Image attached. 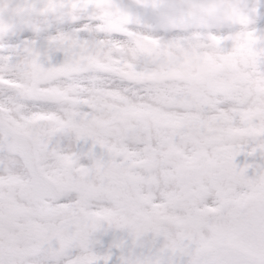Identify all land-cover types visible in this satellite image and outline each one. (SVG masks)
<instances>
[{
    "label": "snow or ice",
    "instance_id": "snow-or-ice-1",
    "mask_svg": "<svg viewBox=\"0 0 264 264\" xmlns=\"http://www.w3.org/2000/svg\"><path fill=\"white\" fill-rule=\"evenodd\" d=\"M228 3L193 44L157 0H0V264H264L261 2Z\"/></svg>",
    "mask_w": 264,
    "mask_h": 264
},
{
    "label": "clouds",
    "instance_id": "clouds-1",
    "mask_svg": "<svg viewBox=\"0 0 264 264\" xmlns=\"http://www.w3.org/2000/svg\"><path fill=\"white\" fill-rule=\"evenodd\" d=\"M157 3L158 8L144 21L143 30H187L193 44L203 43L206 33L230 30L232 18L237 15L228 0H157Z\"/></svg>",
    "mask_w": 264,
    "mask_h": 264
},
{
    "label": "flooded vegetation",
    "instance_id": "flooded-vegetation-1",
    "mask_svg": "<svg viewBox=\"0 0 264 264\" xmlns=\"http://www.w3.org/2000/svg\"><path fill=\"white\" fill-rule=\"evenodd\" d=\"M261 2V9H260V14L258 16V19H257V26L258 27H262L264 28V0H260ZM250 35V33H249ZM251 40H252V37L251 35L249 37H246V39H244L243 41L245 43H238V44H246V42H250L251 43ZM242 41V40H241ZM149 47H152V45H150ZM244 49V47H242L240 49V51H242ZM206 59H205V62L206 63ZM224 64H231L232 61H230L229 58H225L224 61H223ZM203 67V65H196L195 69H193L192 71V75L194 74H198L201 70V68ZM217 68L221 67V65H217L216 66ZM196 68H200L199 70H197ZM172 69H169L167 68L162 74H151L157 78H161V79H171V78H175V77H181V76H188L186 71H190L189 70V63L187 61H183L181 63H178V67L176 70ZM158 72V71H157Z\"/></svg>",
    "mask_w": 264,
    "mask_h": 264
},
{
    "label": "rangeland",
    "instance_id": "rangeland-1",
    "mask_svg": "<svg viewBox=\"0 0 264 264\" xmlns=\"http://www.w3.org/2000/svg\"><path fill=\"white\" fill-rule=\"evenodd\" d=\"M115 22V21H114ZM251 35V34H250ZM249 35V33H244V34H241L240 36H238L237 37V39H238V41H239V43H245L243 40L244 39H246V37H249L250 36ZM242 40V41H241ZM250 42H246V44H238V46H237V52H238V55H240L241 57H245V56H249V55H251L252 54V51H251V47H250ZM151 44H145L144 45V47H149ZM242 47H244V49L242 50V51H240V49L242 48ZM175 59H176V63L173 65V66H171L172 67V69H174V70H176L177 69V67H178V63H181V62H183V61H187L188 63H189V70L190 71H186V73H187V75L188 76H191L192 75V71H193V69H195V67H196V65H193L190 61H189V59L187 58V57H185L184 56V54L183 53H180L178 56H176L175 57ZM230 59V58H229ZM206 61H207V58H206ZM230 61H231V59H230ZM208 62V61H207ZM206 62V63H207ZM217 65H215V67H216ZM171 67H168L169 69H171ZM167 68H162V69H158V70H156V71H154L153 73H151V74H162L165 70H166ZM197 70H199L200 68H196ZM173 70V71H174ZM158 71V72H157Z\"/></svg>",
    "mask_w": 264,
    "mask_h": 264
}]
</instances>
